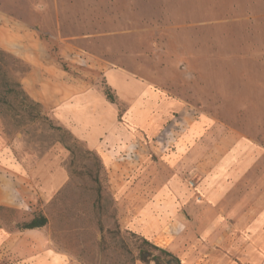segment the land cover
<instances>
[{"label":"rangeland","instance_id":"rangeland-1","mask_svg":"<svg viewBox=\"0 0 264 264\" xmlns=\"http://www.w3.org/2000/svg\"><path fill=\"white\" fill-rule=\"evenodd\" d=\"M0 49L11 82L40 97L109 91L104 69L120 66L264 147V0H0ZM31 99L0 89V137L36 191L26 210L0 206L1 225L44 215L26 237L50 239L63 264H182L126 228L100 156Z\"/></svg>","mask_w":264,"mask_h":264},{"label":"crops","instance_id":"crops-1","mask_svg":"<svg viewBox=\"0 0 264 264\" xmlns=\"http://www.w3.org/2000/svg\"><path fill=\"white\" fill-rule=\"evenodd\" d=\"M104 80L113 101L95 86L64 83L49 97L23 88L100 156L127 229L182 264H264V147L124 67H106ZM29 178L0 137V206L29 208ZM41 230L0 223V264H63L50 239L26 237Z\"/></svg>","mask_w":264,"mask_h":264},{"label":"trees","instance_id":"trees-1","mask_svg":"<svg viewBox=\"0 0 264 264\" xmlns=\"http://www.w3.org/2000/svg\"><path fill=\"white\" fill-rule=\"evenodd\" d=\"M12 57L6 51L0 49V89H7V91H17L19 94L23 95L26 99H31L27 92L24 90L22 83L20 81L11 82L12 80L8 77V71L6 69L8 61L7 58ZM12 85L15 86L12 87ZM108 98L113 101L114 98L109 91H106ZM32 100V99H31ZM47 224V218L44 215L35 216L31 221L25 223L24 229H35L43 227Z\"/></svg>","mask_w":264,"mask_h":264}]
</instances>
